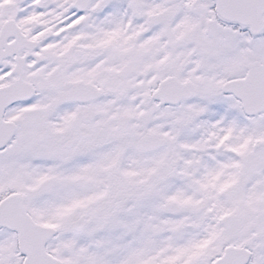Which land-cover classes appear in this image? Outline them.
I'll list each match as a JSON object with an SVG mask.
<instances>
[{
  "label": "snow or ice",
  "instance_id": "6c2138e0",
  "mask_svg": "<svg viewBox=\"0 0 264 264\" xmlns=\"http://www.w3.org/2000/svg\"><path fill=\"white\" fill-rule=\"evenodd\" d=\"M0 264H264V0H0Z\"/></svg>",
  "mask_w": 264,
  "mask_h": 264
}]
</instances>
